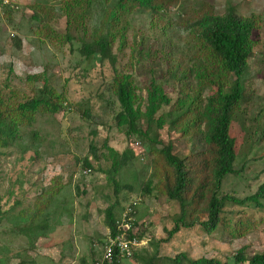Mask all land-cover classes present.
<instances>
[{
	"label": "rangeland",
	"instance_id": "rangeland-1",
	"mask_svg": "<svg viewBox=\"0 0 264 264\" xmlns=\"http://www.w3.org/2000/svg\"><path fill=\"white\" fill-rule=\"evenodd\" d=\"M63 1L11 0V17L0 12V93L3 98L14 94L32 97L36 93L33 89L41 87L42 83L37 80L31 86L25 81L26 77L41 74L66 98L58 114L53 117L39 115L32 127L21 130V147L0 149L1 212L10 211L8 216H15L19 210L32 208L35 198L55 182L62 186L58 204L70 211V217L62 215L55 222L51 217L52 229L31 243L16 232L13 223L4 216L0 223V254L7 257V264H80L82 259L84 264H92L100 251L95 245L92 251L90 246L104 238L107 229L103 225V211L115 199L119 204L117 217L129 202H139L134 209V232L143 242L137 253L144 251L151 255L155 252L158 258L172 260L185 254L192 261L215 259L225 264H234V257L240 250L246 258L264 253V196L259 199V206L252 203L225 206L222 218L231 228L240 220L244 222L247 231L243 236L221 232V225L207 233L201 225L206 218L201 215L198 225L181 228L169 237L168 232L173 228L171 217L177 213V206L155 192L142 194V184L149 177L152 159L145 145L150 144L144 145L136 137L129 139L124 129L113 123L112 117L118 111L110 91L115 72L133 77L143 98L150 80L162 87L171 104L178 98L180 85L174 78L175 65L186 64L188 38L180 25L184 16L179 6L156 15L137 9L128 17L123 38L117 36L113 41L111 53L115 61L89 63L80 58L78 49L81 41H89L100 26V11L106 6L105 2L70 0L79 16L67 26ZM42 2L49 11L38 14L37 23L30 19L32 6ZM201 2L211 4L217 15H223L225 9L231 7L240 17H257L252 31L253 55L241 77L245 90L242 110L236 113L231 125L237 155L234 168L240 172L237 176H226L220 189L222 196L244 200L264 185V135L261 134L264 128V0H190L184 6L193 7ZM39 24L48 26L58 36L69 34L70 41L51 44L37 38L34 31ZM14 40L19 41V47ZM190 82L194 87V81ZM188 86L191 87L187 85L184 90L188 91ZM212 93L213 90L206 88L201 91L203 97ZM84 110L89 112L88 118L81 116ZM167 110L163 109L155 119ZM259 110L263 117L257 122ZM153 130L161 142L172 145V154L179 157L203 149L200 136L181 137V133L168 124L162 129L154 126ZM32 134L36 135L35 139L31 138ZM104 142L119 154L127 148L134 152V159L128 162L121 175L122 183L131 185L132 191H122L117 198L103 172L109 168V163L100 157ZM90 143L99 151L97 160L89 150ZM164 144L154 146L160 149ZM84 158L92 171L82 167ZM185 168H188L187 160ZM118 264L141 263L132 257Z\"/></svg>",
	"mask_w": 264,
	"mask_h": 264
},
{
	"label": "trees",
	"instance_id": "trees-1",
	"mask_svg": "<svg viewBox=\"0 0 264 264\" xmlns=\"http://www.w3.org/2000/svg\"><path fill=\"white\" fill-rule=\"evenodd\" d=\"M104 0V8L100 11V26L92 34L89 41H81L78 49L80 58L87 62L98 63L115 61L111 50L113 41L117 36L123 38L128 27V17L137 9L148 10L153 15L167 11L171 7L179 6L184 19L180 25L188 33L186 64L175 65L174 78L180 85L179 96L171 104L170 98L162 87L150 80L145 89V97L140 94V89L130 75L115 72L110 84V91L118 105V111L112 117L115 126L124 129L126 137L138 138L143 142L148 152L151 153L150 171L148 179L142 184V194L150 195L155 192L166 197L174 203L178 211L171 217L173 228L168 236L178 233L181 228H191L198 225V216L204 215L206 220L201 223L207 233L217 230L222 226L221 232L230 231L236 236L245 235L246 226L240 222L231 228L222 218L227 204L245 205L247 203L259 206V199L264 196V185L260 186L257 193L244 200H238L228 195H220L222 181L226 176H237L240 170L234 168L237 160L235 138L231 134L232 120L237 112L242 110L243 96L245 93L241 77L246 73L248 62L253 55L255 42L252 31L256 27V19L240 17L231 7H227L223 15H217L214 7L208 3H198L187 8L185 2L190 0ZM76 3V1H75ZM44 2L32 6L30 19L39 22L38 14H47L49 9ZM63 13L67 17V26L72 24L79 15L75 13L70 0L62 3ZM85 9H83V12ZM12 7L4 9L3 15L10 18ZM34 35L51 44L68 42L69 34L58 36L48 26L39 24ZM16 47L19 41L14 40ZM123 45V42H122ZM183 62V61H182ZM183 69L180 73L181 68ZM116 70V69H115ZM41 80V87L33 89L36 93L32 97H19L14 94L4 99L0 93V149H7L18 145L23 139L21 130L32 127L39 115L55 116L63 110L66 98L63 92L58 93L53 89L44 75L27 76L26 82L33 85ZM190 81H194V87ZM195 84L197 89H195ZM187 85L189 90H184ZM183 86V87H182ZM213 90L209 96L203 97V89ZM248 103V102H247ZM78 107V104L75 105ZM165 108L167 112L161 113ZM262 111H258L256 120L262 118ZM89 112H81L82 117H89ZM167 120L169 121L168 123ZM168 126L181 133V137L200 136L204 142L199 153H192L185 157L172 154V145H166L158 139L153 127L162 129ZM264 125V122H263ZM264 135V128L261 132ZM32 134V139H35ZM164 144L156 149L154 144ZM144 146V147H145ZM89 150L95 160L99 151L90 143ZM101 158L109 163V168L103 170L107 183L113 188L115 198L122 191H132V186L122 183V171L128 162L134 159V152L127 148L122 153H117L106 142L102 144ZM188 168H185V161ZM82 167L92 171L87 159L82 161ZM62 190L59 183L44 190L35 198L33 207L19 210L18 215L8 216L9 212H1L0 223L3 217L13 223L16 232L22 234L31 243L37 237L46 236L53 222L62 215L70 217V211L57 202ZM130 203V202H129ZM117 199L107 205L103 211V225L109 230L111 236L116 234L115 220L117 217ZM122 211V210H121ZM120 211V212H121ZM55 218V219H54ZM241 225L240 227L238 225ZM132 237V236H131ZM136 238L141 236L136 233ZM103 239L99 245H102ZM90 250H94L92 242ZM135 251L133 257L139 259L141 264H225L215 259L190 260L182 254L173 260L158 258L155 252L151 255L144 251ZM97 256V255H96ZM101 257V252L97 258ZM7 257L0 254V264H7ZM122 260L115 259L113 264ZM93 264L94 261H91ZM84 264V260H80ZM234 264H264V253L254 254L246 258L240 250L234 257Z\"/></svg>",
	"mask_w": 264,
	"mask_h": 264
},
{
	"label": "built area",
	"instance_id": "built-area-1",
	"mask_svg": "<svg viewBox=\"0 0 264 264\" xmlns=\"http://www.w3.org/2000/svg\"><path fill=\"white\" fill-rule=\"evenodd\" d=\"M7 3V0H0V8ZM131 205L127 206L123 210L120 219L116 220L115 236H111L109 230H107L102 245L95 244L101 252V257L96 258L93 264H113L115 259L130 260L135 251L141 247L143 240H138L134 232L133 214L135 212L133 206L136 203L133 202Z\"/></svg>",
	"mask_w": 264,
	"mask_h": 264
},
{
	"label": "clouds",
	"instance_id": "clouds-1",
	"mask_svg": "<svg viewBox=\"0 0 264 264\" xmlns=\"http://www.w3.org/2000/svg\"><path fill=\"white\" fill-rule=\"evenodd\" d=\"M7 1H8L7 4H4V5L1 6V8H0V12H3L4 9H5L6 7H8V6L12 7V2H11V0H7ZM138 144H140V143H138ZM133 202L136 203V205L133 206V209H135V207H136V206L138 205V203H139L138 201H132V202H130L127 206L131 205ZM127 206H126V207H127ZM131 206H132V205H131ZM126 207L122 208V211L119 213L118 217H116V220L120 219L121 214H122L123 210H124ZM134 212H135V210H134ZM134 216H135V213L133 214V217H134ZM116 220H115V222H116ZM134 225H135V222H134ZM107 230H108V229H107Z\"/></svg>",
	"mask_w": 264,
	"mask_h": 264
}]
</instances>
